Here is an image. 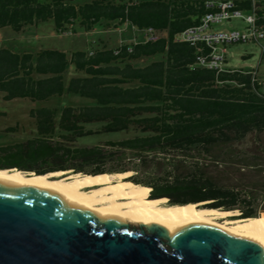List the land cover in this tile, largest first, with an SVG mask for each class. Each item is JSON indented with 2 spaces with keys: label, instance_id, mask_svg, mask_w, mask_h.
<instances>
[{
  "label": "trees",
  "instance_id": "trees-1",
  "mask_svg": "<svg viewBox=\"0 0 264 264\" xmlns=\"http://www.w3.org/2000/svg\"><path fill=\"white\" fill-rule=\"evenodd\" d=\"M200 1L0 0V29L19 32L52 21L56 33L73 34L116 22L136 30L152 27L160 35L154 43L69 54L0 49L4 101L43 102L63 92L93 101L63 107L58 115L46 106L30 110L33 137L1 146L0 170L75 176L131 172L134 176L123 182L146 189L147 198L149 193L162 197L161 204L203 203L207 209L236 213L234 220L264 217V147L246 141L264 132V101L243 89L220 86L217 82L232 80L247 85L248 79L215 76L195 66V49L175 41L198 22ZM68 66L81 76L70 78L65 87ZM131 132L133 137L102 145L78 144L96 135ZM139 172L145 173L141 179Z\"/></svg>",
  "mask_w": 264,
  "mask_h": 264
},
{
  "label": "water",
  "instance_id": "water-1",
  "mask_svg": "<svg viewBox=\"0 0 264 264\" xmlns=\"http://www.w3.org/2000/svg\"><path fill=\"white\" fill-rule=\"evenodd\" d=\"M0 264H264V252L201 224L168 237L157 225L95 219L49 192L0 182Z\"/></svg>",
  "mask_w": 264,
  "mask_h": 264
},
{
  "label": "bare ground",
  "instance_id": "bare-ground-1",
  "mask_svg": "<svg viewBox=\"0 0 264 264\" xmlns=\"http://www.w3.org/2000/svg\"><path fill=\"white\" fill-rule=\"evenodd\" d=\"M127 177L128 173L75 176L68 171L33 175L15 169L0 170V182L49 192L95 219H114L130 226L157 225L168 237L183 227L201 224L252 241L264 252V217L224 220L229 211L204 209L203 203L161 204L159 199H146L141 187H125L122 182Z\"/></svg>",
  "mask_w": 264,
  "mask_h": 264
},
{
  "label": "rangeland",
  "instance_id": "rangeland-1",
  "mask_svg": "<svg viewBox=\"0 0 264 264\" xmlns=\"http://www.w3.org/2000/svg\"><path fill=\"white\" fill-rule=\"evenodd\" d=\"M79 1L86 2L87 0ZM244 26L241 20L231 19L222 24H215L212 29L215 32H220L242 29ZM113 27L114 25L106 27L104 23H102L96 25L92 31L83 32L81 30H76L73 34L70 32L62 34L56 33L53 29L52 21L29 25L19 32L5 27L0 29V49H7L15 53L25 52L31 54L41 49H51L68 54L76 50H87V48L96 47V45L99 44H105L107 47L111 48L123 43V41L127 39V36H129V34L127 35L124 32L122 25L115 29ZM224 50L227 58V67L229 68L250 69L260 61L259 47L253 43L234 44L225 47ZM79 76L81 75L74 72L72 66H68L63 73L64 86L66 87L70 78ZM223 85L230 87L228 84H222L220 86ZM89 105H93L92 100L70 95L66 92H63L60 97H53L43 102L30 101L28 99H17L6 102L3 100V95L0 93V147L33 137L34 125L29 117V112L32 109H38L44 106L51 107L57 110L58 115L60 110L66 106L78 107ZM8 129H14V132H8ZM87 129L97 130L98 126L89 125ZM134 135L135 134L132 132L127 134L96 135L82 139L78 141V144L102 145L106 141H118L133 137ZM246 141L252 144L250 147H264V132L258 135H250ZM123 173H128V177L131 175L134 176L131 172ZM144 176L145 173L141 172L136 175L139 179ZM130 183L131 182H122L125 187H128L127 185ZM203 205L204 204H202V206ZM228 213L229 214L224 217V220H234L232 218L236 213L234 215L233 212ZM261 215L264 214L260 213V216Z\"/></svg>",
  "mask_w": 264,
  "mask_h": 264
},
{
  "label": "built area",
  "instance_id": "built-area-1",
  "mask_svg": "<svg viewBox=\"0 0 264 264\" xmlns=\"http://www.w3.org/2000/svg\"><path fill=\"white\" fill-rule=\"evenodd\" d=\"M199 5L203 13L198 22L178 33L175 41L187 43L195 49V66L213 71L215 76L228 74L248 79L247 85L238 80L217 82L219 85L228 84L232 89H243L264 101V0H201ZM231 19H239L245 26L242 29L213 31L215 24ZM141 32L143 42L154 43L160 38L152 27ZM240 43H253L259 47L260 61L250 69L227 67L224 48Z\"/></svg>",
  "mask_w": 264,
  "mask_h": 264
},
{
  "label": "crops",
  "instance_id": "crops-1",
  "mask_svg": "<svg viewBox=\"0 0 264 264\" xmlns=\"http://www.w3.org/2000/svg\"><path fill=\"white\" fill-rule=\"evenodd\" d=\"M109 25H114V27H113L114 29L120 26V25L116 24V22H112ZM122 26H123L124 32L127 35L129 34V36H127V39L125 41H123V43H130V42L136 43V42L142 41L143 35H142L141 30H136L135 28H133V27L127 25V24H122ZM96 46L104 47L106 49H115L117 47V46H114V47L110 48V47H107L105 44H99V45H96ZM93 49H94V47H90V48H87V51H91Z\"/></svg>",
  "mask_w": 264,
  "mask_h": 264
},
{
  "label": "flooded vegetation",
  "instance_id": "flooded-vegetation-1",
  "mask_svg": "<svg viewBox=\"0 0 264 264\" xmlns=\"http://www.w3.org/2000/svg\"><path fill=\"white\" fill-rule=\"evenodd\" d=\"M144 191H145V195H144V197H145L146 199H152V198L149 197L150 193H149L148 198H147V197H146V195H147V190L144 189Z\"/></svg>",
  "mask_w": 264,
  "mask_h": 264
}]
</instances>
